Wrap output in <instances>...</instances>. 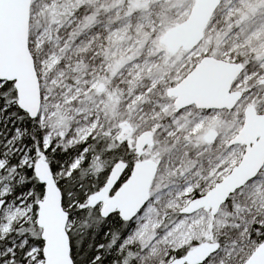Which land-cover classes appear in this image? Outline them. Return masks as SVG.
<instances>
[{
    "label": "snow or ice",
    "instance_id": "6c2138e0",
    "mask_svg": "<svg viewBox=\"0 0 264 264\" xmlns=\"http://www.w3.org/2000/svg\"><path fill=\"white\" fill-rule=\"evenodd\" d=\"M0 264H264V0H0Z\"/></svg>",
    "mask_w": 264,
    "mask_h": 264
}]
</instances>
